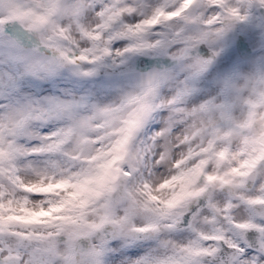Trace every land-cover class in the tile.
Instances as JSON below:
<instances>
[{
    "label": "clouds",
    "instance_id": "obj_1",
    "mask_svg": "<svg viewBox=\"0 0 264 264\" xmlns=\"http://www.w3.org/2000/svg\"><path fill=\"white\" fill-rule=\"evenodd\" d=\"M0 79V264H264V0H0Z\"/></svg>",
    "mask_w": 264,
    "mask_h": 264
},
{
    "label": "snow or ice",
    "instance_id": "obj_2",
    "mask_svg": "<svg viewBox=\"0 0 264 264\" xmlns=\"http://www.w3.org/2000/svg\"><path fill=\"white\" fill-rule=\"evenodd\" d=\"M10 12L12 14V16H19V15H23V13L20 12L18 7H13L10 9ZM15 87V83L12 80H8L5 81L3 79H0V96L5 95L7 92L11 91L13 88ZM46 100H48L49 104H53V105H59L61 103V101H59L58 98H45ZM60 143H56V144H50L48 145V150L52 153H56L60 151ZM60 187H62L63 185H58ZM55 210V209H53ZM51 215V211H46V210H41V211H37L34 212L32 214V216L26 218L28 220V222H40L39 218L42 216H49ZM24 217H16V216H9L7 217V221H12V220H24ZM0 223H6V221H0ZM0 243H3L2 238H0ZM9 251H11V249H9ZM139 264V262H138Z\"/></svg>",
    "mask_w": 264,
    "mask_h": 264
}]
</instances>
